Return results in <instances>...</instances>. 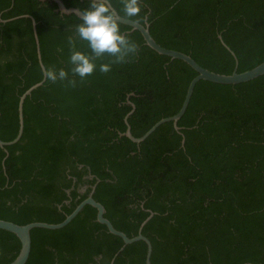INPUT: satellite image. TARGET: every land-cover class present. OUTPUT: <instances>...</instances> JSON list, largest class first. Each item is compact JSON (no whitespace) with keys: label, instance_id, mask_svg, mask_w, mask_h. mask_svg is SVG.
Instances as JSON below:
<instances>
[{"label":"trees","instance_id":"16d2710c","mask_svg":"<svg viewBox=\"0 0 264 264\" xmlns=\"http://www.w3.org/2000/svg\"><path fill=\"white\" fill-rule=\"evenodd\" d=\"M80 9L87 0H63ZM122 14V0H110ZM51 0H0V138L18 133L20 96L43 78L42 61L69 68L75 14ZM154 39L203 67L231 74L264 61V0H141L137 17ZM120 23V22H119ZM138 51L108 72L45 82L23 104L24 130L0 146V218L19 224L61 222L95 185L105 216L129 237L152 243V264H264V74L237 84L199 80L176 129L174 115L197 72L159 54L138 30L120 23ZM77 47L87 51L77 40ZM109 56L96 63H110ZM129 101V102H128ZM184 139V142L182 140ZM6 148V150H5ZM153 213V215L142 223ZM19 238L0 228V264ZM144 240L123 239L86 204L64 227L31 230L25 264H146Z\"/></svg>","mask_w":264,"mask_h":264},{"label":"water","instance_id":"95a60500","mask_svg":"<svg viewBox=\"0 0 264 264\" xmlns=\"http://www.w3.org/2000/svg\"><path fill=\"white\" fill-rule=\"evenodd\" d=\"M51 1H53L57 4L58 7L56 10L60 11V13H62V14H72L73 13V14L78 16V12H79V10H81L79 7H76V6H70V7L66 6V4L64 3L63 0H51ZM111 6H112V4H111ZM112 8L114 10H116L113 6H112ZM116 12H117V10H116ZM117 14L120 16L119 22L131 26V28H132L131 30L140 31V33L142 34V36L145 40V44H147L153 50H155L159 54L170 56L173 59L174 58L182 59L183 61L188 63L197 72V74L192 78V80L190 81V83L188 85L184 101H183L182 106L179 109V111L177 113H175L174 115L161 118L154 125H152L143 135H141L139 137H136L132 134L131 126L128 122V117L133 112V110L135 108L134 104L130 103L132 105L133 109L125 117V122H126L127 128H126L125 132H123L122 134L126 135L128 138H130L132 141H134L136 143H140L143 140H145L154 130H156V128L158 126H160L164 122L172 121L174 123L175 128L179 129L177 122L182 117V115L185 113V111L188 107V104L190 102L191 96L193 94L195 85L197 84V82L199 80L203 79V80H208V81H212L215 83H222V84H237V83L252 80V79L264 74V61L259 63L258 65H256L255 67H253L251 69L245 70L243 72H238L237 71V66H238L237 56L234 53V51L231 50V48L224 42L221 35H219V37L221 38L223 44L225 45V47L227 49H229L231 51V53L233 54V56L236 60L234 71L231 74H225V73H219V72L212 71L208 68L203 67L190 54L185 53V52L180 51V50L171 49V48H167L165 46H162L152 36V34L150 32V24L147 20H145V23H140V22L133 20L131 18L124 17V16L120 15L118 12H117ZM20 16L30 17L32 19L34 37H35V41H36V48H37V54H38V60H39L40 66H41L42 71H43V78L40 81L33 84L32 86H30L28 89H26V91L20 96L19 104H18V113H19L18 133L12 140L5 141V140H2L0 138V146L1 147H6L7 145L14 144L21 138L23 130H24V114H23L24 100L28 95H30L32 93V91L34 89H36L37 87L42 85L46 80V76L44 75L46 68H45L44 63L42 61L40 42H39L37 30H36V21H35L34 17L30 14H24V15H20ZM182 142H184V139L182 140ZM5 150H6V148H5ZM94 189H95V185H92V189H91L90 193L88 194V196L85 199H83L79 204H77L75 209L70 214H67L66 217L61 222H58V223H50V222H44V221H33V222L26 223V224H19V223H16L14 221H11V220H6V219L0 218V228L8 230L10 232H13L19 238L20 243H21L18 254L15 256V258L13 260H11L7 264H25L27 262L29 255H30V251H31V230L33 228L43 227V228H49V229H57V228L64 227L81 211V209L86 204H90L97 209V221L105 224L109 232H111L117 236H120L123 239L125 245L132 243V242H135L137 240H144L147 244L146 264H152L151 255H152V248L153 247H152L151 240L141 232V229L139 230V233L133 237H129L125 232L117 229L113 225V223L105 216V212H106L105 206L93 197ZM152 215H153V213H151V215L142 223V225H144L145 222Z\"/></svg>","mask_w":264,"mask_h":264},{"label":"clouds","instance_id":"9594fccd","mask_svg":"<svg viewBox=\"0 0 264 264\" xmlns=\"http://www.w3.org/2000/svg\"><path fill=\"white\" fill-rule=\"evenodd\" d=\"M88 6L79 10V23L75 25L73 37L68 38L70 54L69 68H48L44 75L49 81L68 80L79 77L81 80L90 76L99 67V71L108 72L112 63H123L138 51V44L120 27V16L111 6L110 0H87ZM124 17H137L141 9V0H122ZM77 40L86 45L87 51L77 47ZM109 56L110 63L97 65L96 58Z\"/></svg>","mask_w":264,"mask_h":264},{"label":"flooded vegetation","instance_id":"af4514ba","mask_svg":"<svg viewBox=\"0 0 264 264\" xmlns=\"http://www.w3.org/2000/svg\"><path fill=\"white\" fill-rule=\"evenodd\" d=\"M129 102V101H128ZM132 103V102H129V104ZM126 117V116H125Z\"/></svg>","mask_w":264,"mask_h":264}]
</instances>
